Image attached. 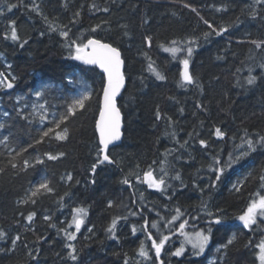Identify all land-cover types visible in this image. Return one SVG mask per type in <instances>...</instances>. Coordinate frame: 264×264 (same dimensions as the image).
<instances>
[{"label":"trees","instance_id":"1","mask_svg":"<svg viewBox=\"0 0 264 264\" xmlns=\"http://www.w3.org/2000/svg\"><path fill=\"white\" fill-rule=\"evenodd\" d=\"M9 4L16 7L9 11ZM34 4L42 15L32 11ZM253 8L254 17L250 15ZM77 11L78 22L69 23ZM201 17L217 28L233 26L221 36L213 33L205 39L203 33L211 30ZM12 21L18 42L4 38ZM50 23L56 32L49 31ZM64 25L71 29V39L91 36L110 43L124 61L126 85L117 99L123 118L122 140L109 150L116 162L98 164L95 173L91 171L98 149L95 119L104 76L97 68L70 58L59 35ZM96 25L100 27L91 32ZM146 37H151L150 44ZM190 39L196 43L188 45ZM24 40L28 42L21 47ZM173 40L184 49L177 58L160 47H172ZM252 40H264V5L254 0H0V72L16 77L13 88L0 89V124L4 125L0 141L8 137L7 145L0 143V230L6 233L0 240V264H124L126 259L128 264H153L154 252L149 260L138 259L141 241L147 248L151 245L142 230L144 219L160 225L159 230L151 229L154 235H171L161 253L164 264H257L256 245L264 238V223L258 218L257 225L245 229L236 217L252 194H264L259 181L264 147L257 145L256 151L225 171L217 187H208L215 179L209 165L217 153L222 161L228 160L230 152L238 155L235 145L242 143L245 129L249 138L264 136V48L257 49ZM188 46L193 47L189 72L196 82L179 86L183 68L179 60L187 57ZM149 63L164 80L156 79ZM250 73L257 77L254 85L246 83ZM85 93L91 99L66 122L68 138H46L34 144L41 131L52 127L51 122ZM40 104L47 110L44 121L39 119ZM157 108L160 120L156 119ZM216 127L226 133L224 139L214 135ZM201 139L208 141L207 148L200 146ZM29 144L34 146L17 160L20 167L11 168L10 155ZM60 152L65 155L54 161L44 155ZM37 157L42 164H35ZM23 159L34 167L21 170ZM161 161L166 162L161 165ZM150 165L157 177L163 174L161 167L169 172L163 191L150 189L137 179V175L143 178ZM177 172L181 180L171 178ZM125 178L130 185L121 182ZM42 182L53 191L33 198L35 204L20 203ZM234 185L241 191H235ZM77 207L86 208L88 215L72 241L78 253L73 262L66 259V240L58 229L68 227L72 209ZM177 208L183 215L169 233L163 225ZM209 211L222 216L223 222L210 224L214 217L207 215ZM30 212L36 213L32 222L26 219ZM45 216L50 220L45 221ZM117 216L127 219L117 221L113 239L106 229ZM184 220L189 233L212 228L209 245L200 256L186 250V244L184 255H170L184 240L175 232ZM68 231L75 228L68 227ZM17 234L21 240L13 248L11 240ZM233 236L234 242L221 249Z\"/></svg>","mask_w":264,"mask_h":264},{"label":"snow or ice","instance_id":"2","mask_svg":"<svg viewBox=\"0 0 264 264\" xmlns=\"http://www.w3.org/2000/svg\"><path fill=\"white\" fill-rule=\"evenodd\" d=\"M254 4H261L264 5V0H254ZM16 7L15 5H8L9 11ZM91 7L96 8V5L93 4ZM184 7H190L188 4H185ZM98 11L100 9H97ZM103 11L107 12L108 9L104 8ZM192 11H196V9H191ZM32 11H35L38 15H42V13L39 11V5H35L32 8ZM217 11H221V9H217ZM255 8L252 9L250 15L253 17L255 16ZM199 15V13H197ZM74 19L69 21L71 24L77 23V18L80 16V12L77 11L73 14ZM47 17H44V20L47 21ZM203 23L207 25V27L211 30L210 32H204L203 36L205 39H208L209 36H211L213 33L216 36H221L222 34L229 31V28L233 26V24H228L226 26H220L219 28L214 27L212 23H210L207 20H204L202 17ZM238 19V18H237ZM100 27V25H96L90 29L91 32H96L97 29ZM10 31L5 34V39H11L13 42H18L20 40V37L18 35V30L15 27V21L10 22L9 24ZM58 29L56 27H53L52 24H49V31L56 32ZM70 32L71 29L68 28L67 25H64L59 30V35L64 40L65 47L69 49L70 52V58L77 61H82L84 64L88 65H95L98 68L102 70L104 73V85H103V94L99 101V110L98 115L95 119V131L98 134V149H97V160L95 163L91 165V171L92 173H95L97 169V165L107 162L109 164L115 163L114 159L109 154V145L114 144L115 141H119L121 139V112L120 109L116 105V96L120 92V89L124 85V73L122 72V66L124 64V61L121 58V52L118 50V48L114 47L110 43L102 42L100 39L93 38L91 36H88L84 39H81L80 37H77L76 39L70 38ZM127 34V33H125ZM146 42L149 44L151 43V37L145 38ZM27 40H24L20 46L23 47L25 44H27ZM177 41L173 40L171 41L172 47H164V45H160V47L163 48L165 52H169L172 54L173 58H177L176 54L178 52L184 51V49H181L175 45H177ZM196 43V40L190 39L187 44L188 45H194ZM251 44L255 45L257 49L264 48V40H252L250 41ZM187 51V57L180 59L179 62L183 66L182 70L179 73L180 76V84L179 86L184 85H191L196 82V78L189 72V63L190 58L193 54V47L188 46L186 48ZM146 55V54H145ZM219 58V57H218ZM262 68H264V64L261 65ZM148 68L155 73L156 79L158 80H164L165 76L160 74L159 71H157L153 67V63H149ZM239 71V69H237ZM16 77L12 76L9 78V75H6L4 72H0V89H11L14 87ZM257 80L256 76L249 74V76L246 78L247 85H254ZM41 92H37L36 96L38 98L42 97ZM91 99L90 94L85 93L82 96H80L78 99H75L70 105L67 107V111L65 113H62L59 116L58 120L52 121V127H48L46 130L41 131L39 135V139L34 140V144L38 145L45 141L46 138L52 139L58 141H64L68 138V129L65 126L66 122L69 120L70 117H73L77 114L78 110L85 109L86 103ZM197 108H200L201 105L198 103ZM34 111L36 109V105L33 106ZM38 108L41 112V115L39 116V119L41 121H44L47 119L46 115V107L45 104L38 105ZM183 111V109H181ZM156 119L160 120L162 118V115L159 111V108H157L156 111ZM170 119V118H169ZM171 122V121H170ZM4 125L0 124V128H3ZM245 135L241 137L242 143L239 145H235V148L239 150L238 155H234L232 152L229 153L228 160L222 161L220 154L217 153L212 158V163L209 165V170L213 172L215 179L210 181V184L208 185L209 188H215L218 186V182L223 177L225 171L228 168H231L234 164L239 163L241 160H243L245 157H247L250 153L256 151L257 145L264 147V136H259L258 139L249 138L247 134V129L244 130ZM214 135L218 139H224L226 136V133L221 130V128L216 127L214 131ZM189 136L191 137L192 134L190 133ZM8 137H4L0 143H4L7 145ZM188 141H185L184 144H181V147H184ZM199 144L202 148H207L209 146L208 141L206 140H199ZM33 144H29L27 148H21L20 151L16 152L15 155H10L8 159V164L11 168L16 169L20 167V165L17 163V160L23 157V154L28 151V148L33 147ZM44 155L47 156L48 160H57L60 157L64 156L65 154L63 152H60L58 154H51V153H45ZM166 161H161V165H163ZM43 160L40 158L35 159V164H42ZM155 163V162H154ZM29 167H34V165L28 160L23 159V167L21 170L27 169ZM138 167V166H137ZM3 169L0 168V172H2ZM160 171L163 173L159 177H157L154 174V171L151 167L144 171L143 178L141 179L139 175H137V179L148 186L150 189H156L157 191H163L164 186L166 185V179L169 175V172L164 168L161 167ZM175 180H181V175L177 172L175 176L171 177ZM67 179L71 180L72 176L69 174L67 176ZM259 181H260V187L264 188V169H261V172L259 174ZM94 182V181H93ZM123 184H129L130 181L125 178L121 181ZM79 183V181H77ZM234 190L239 192L241 191L240 187L233 186ZM53 189L50 187V185L47 182L39 183L31 192L30 195L27 197V199L20 201V203H28L31 202L33 204L36 203V200L33 199L35 197H38L42 193H51ZM203 191V189H201ZM141 199L144 198L143 193H140ZM63 199V198H61ZM109 207H112V202H109ZM176 214L171 216V219H167L166 223L163 225L165 229L168 230L169 233H172V229L175 226L176 222L180 220L183 213L179 208L176 210ZM218 212H223V209H218ZM72 220L68 224V227L75 228V231H68V227H62L58 229V232H62L64 234L66 243L64 247L67 249V256L66 259L70 261H77L78 259V253L75 245L72 243V241L76 240L77 236L76 234L80 231L81 226L84 224V217L88 215V210L83 207H77L72 209ZM136 212H130V215H136ZM36 215L35 212H30L26 219L29 222L33 221V217ZM207 215L209 217H214L209 221L210 224H221L223 222V217L215 215L212 212H207ZM258 218L260 219V223H264V194L261 193H254L252 194V199L249 200L246 208L243 210V212L236 217L237 220L241 222L243 227L245 229H252L253 226L257 225ZM119 219H127V217H114L109 224L106 231L110 234H112V238L115 239V231H116V225L117 221ZM161 219H166L162 217ZM193 219H197V217H194ZM45 221L50 220L49 216L44 217ZM188 225V221L184 220L183 222H180L178 227L175 228V232L179 234V236L183 237L184 240L181 243V246L176 248L175 251L171 252L170 255L174 257H180L184 255L185 253V244L190 245L193 250L194 256H200L204 253L205 248L208 246L209 241L212 236V228L209 227L207 231H194V232H186L185 228ZM50 227H55V225L50 224ZM160 225L156 221L149 222L148 219H144V224L142 226V230L147 234L146 240L151 242L150 248H147L145 245V241H141L139 248H138V255L142 257L144 260L151 259L150 252H154V260L153 264H164V262L161 259V253L163 250H165V245L168 243L171 239V235L164 234L160 232L158 235H154L151 231V229H158L159 230ZM89 232L92 231L90 228L88 230ZM137 232V228L133 226L132 233L135 235ZM6 237V233L3 230H0V240L4 239ZM42 239V238H41ZM21 240V236L17 234L14 238L11 240V244L13 248L17 245V242ZM235 240V237L233 236L230 238L226 244L221 245V249H227L229 245H231ZM25 247H27L25 245ZM256 247L259 249V252L257 254V259L259 261V264H264V238H261L260 242L256 245ZM219 251V250H218ZM31 255V253H29ZM33 260L36 259L35 256L31 257ZM124 264H128L127 259L125 260ZM213 264H216L214 261Z\"/></svg>","mask_w":264,"mask_h":264},{"label":"water","instance_id":"3","mask_svg":"<svg viewBox=\"0 0 264 264\" xmlns=\"http://www.w3.org/2000/svg\"><path fill=\"white\" fill-rule=\"evenodd\" d=\"M86 66L87 67H94V68H97V69H99V71L104 75V73L102 72V70L100 69V68H98L97 66H95V65H88V64H86ZM122 72L124 73V64H123V66H122ZM125 85H126V81H125V79H124V85H123V87L120 89V92L117 94V96H116V105H117V99L120 97V95L122 94V92H123V90H124V88H125ZM102 94H103V90H102V93H101V97H102ZM118 107V106H117ZM122 115H121V139L119 140V141H115L114 142V144H112V145H109V150L111 149V148H113V147H115V146H117V145H119L120 144V142H121V140H122V128H123V122H122ZM97 136H98V134H97ZM104 163H106V164H109V163H107V162H104Z\"/></svg>","mask_w":264,"mask_h":264},{"label":"rangeland","instance_id":"4","mask_svg":"<svg viewBox=\"0 0 264 264\" xmlns=\"http://www.w3.org/2000/svg\"><path fill=\"white\" fill-rule=\"evenodd\" d=\"M146 185V184H145ZM147 186V185H146ZM148 187V186H147ZM179 222V220L176 222V223H178ZM74 227V226H73ZM72 227V228H73ZM187 245V244H186ZM209 245V244H208ZM192 250V248H191V246L190 245H187L186 246V250ZM206 249V248H205ZM258 252H259V249H258ZM258 252H257V254H258ZM138 259H140V260H144L142 257H140V256H138ZM258 260V259H257ZM257 264H259V261L257 262Z\"/></svg>","mask_w":264,"mask_h":264}]
</instances>
